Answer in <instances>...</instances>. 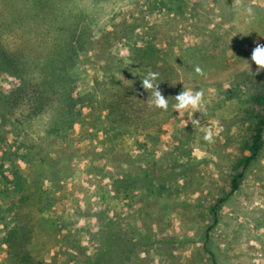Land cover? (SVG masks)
Masks as SVG:
<instances>
[{
  "label": "rangeland",
  "instance_id": "rangeland-1",
  "mask_svg": "<svg viewBox=\"0 0 264 264\" xmlns=\"http://www.w3.org/2000/svg\"><path fill=\"white\" fill-rule=\"evenodd\" d=\"M81 6L90 17H96L94 37L102 35L100 28L112 21L114 25L122 20L135 25L129 34L136 41L144 39L146 46L150 45L146 48L159 51L156 57L160 61L154 62L155 67L143 66L146 71L162 74L164 69L169 73L173 70L172 84L181 91L201 93L202 102L195 110L178 112L173 107V112L163 117L130 124L114 138L115 144L107 153L112 164L123 159L134 161L138 166L132 173L138 168L141 171L138 180L143 175L167 178L159 183L165 189L155 196L135 188L120 193L122 188H116L111 178L124 179L126 175L111 165L99 168L98 162L94 168L74 163L76 170L87 171L77 177L78 181L58 183L55 179L52 185L58 193L54 208L59 214H70L67 220L61 215L65 222L60 238L75 234V239L86 240L96 231L89 216L102 214L104 221L120 224V231L127 236L147 233V241L171 242V248L161 245V251L176 261L168 256L163 259L165 264H210L204 244L214 252L218 264H264V136L262 149L243 171L238 189L232 192L230 188L234 170L241 172L239 159L252 122L251 99L264 89V71L257 72L250 59L255 46L264 44V0H107L98 4L82 0ZM106 29L110 30V25ZM121 45V54L129 55L132 61L130 67L144 74L135 68L133 51ZM184 58L191 64L200 61L203 71L183 73L188 64ZM89 69V76H94V68ZM2 85L6 91L8 86L5 82ZM80 110L84 116L90 115L88 107ZM82 131L87 130L74 132L71 143L75 148L99 140L83 142L86 134ZM208 131L212 136L205 140ZM145 133H151L156 144L144 149V154L139 145L151 147ZM4 149L0 144V152ZM30 168L35 179L43 177V167ZM103 179L106 182L99 188ZM5 196L11 200L19 195L7 188ZM121 209L125 212L119 216L110 214ZM224 247L231 251L223 253ZM196 256L202 258L194 262ZM189 259H193L191 263Z\"/></svg>",
  "mask_w": 264,
  "mask_h": 264
},
{
  "label": "trees",
  "instance_id": "trees-1",
  "mask_svg": "<svg viewBox=\"0 0 264 264\" xmlns=\"http://www.w3.org/2000/svg\"><path fill=\"white\" fill-rule=\"evenodd\" d=\"M92 1L98 4L107 0ZM81 2L0 0V144L5 147L0 152V192L4 194L0 193V264H142L141 256L154 246L162 259L169 256L175 262L173 255L165 256L161 251V245L171 248V242L147 241V233L127 236L120 231V224L104 221L102 214L89 216L96 231L84 242L75 239V234L60 238L70 214L56 212L58 189L52 184L55 179L64 183L87 173L76 170L74 163L93 167L98 162L99 168H121L126 177L111 178L115 187L122 188L120 193L135 188L155 196L165 189L159 183L167 178L143 175L138 180L141 171L138 168L132 173L138 166L134 161L123 159L112 164L107 153L115 144L114 138L122 135V128L173 112L174 97L181 92L172 84L173 70L169 73L164 69L154 83L168 98V107L165 110L153 106L152 90H144L141 82L151 72L144 67H155L154 62L160 61L156 57L159 51L146 48L150 45L146 46L144 39L136 41L129 34L135 25L127 20L116 25L112 21L100 28L102 35L94 37L96 17H90ZM108 25L110 30L106 29ZM121 42L126 50L133 51L135 68H141L144 74L130 67L129 55L119 50ZM170 60L174 58L170 56ZM183 60L188 63L187 58ZM199 62L188 63L183 73L194 69L201 73L203 66ZM91 67L94 76H89ZM2 82L8 86L6 91ZM82 106L90 109L88 117L82 114ZM249 113V136L239 159L241 172L235 169L230 181L232 192L238 189L243 171L262 149L264 89L251 99ZM83 129L87 130L82 131L86 134L83 142L99 140H89L88 147L75 148L71 143L76 137L74 132ZM150 134L143 137L151 147L139 145L143 152L156 144ZM20 150L22 153L17 155ZM30 165L43 167V177L35 179ZM7 188L19 196L6 199ZM202 249L210 255V264H218L213 251L205 244ZM222 250L231 251L229 247Z\"/></svg>",
  "mask_w": 264,
  "mask_h": 264
},
{
  "label": "clouds",
  "instance_id": "clouds-1",
  "mask_svg": "<svg viewBox=\"0 0 264 264\" xmlns=\"http://www.w3.org/2000/svg\"><path fill=\"white\" fill-rule=\"evenodd\" d=\"M251 63L256 67L257 72L264 71V44L258 43L252 51ZM249 67L251 64L249 63ZM199 71V69H197ZM157 79L156 73H148L146 77L141 82L142 88L148 92L152 90V99L151 103L153 106L159 109H167L168 107V98L162 94L159 90V84L154 83ZM176 103L173 107L178 111H185L189 108L195 110L201 104V93H193L190 90H183L174 97ZM212 133L208 131V134L204 137L205 140H210Z\"/></svg>",
  "mask_w": 264,
  "mask_h": 264
},
{
  "label": "crops",
  "instance_id": "crops-1",
  "mask_svg": "<svg viewBox=\"0 0 264 264\" xmlns=\"http://www.w3.org/2000/svg\"><path fill=\"white\" fill-rule=\"evenodd\" d=\"M85 166V165H84ZM87 166V165H86ZM81 172H85V170L83 171V170H81ZM80 178V177H79ZM79 178H75V179H73V180H69V181H78L77 179H79ZM104 182H106L104 179L101 181V183H100V185H99V188H101V187H103V184H104ZM128 205H126V207H127ZM120 212H125L123 209H121V211H110V214H113V216H119L120 215ZM84 242V241H83ZM242 250V253H245L246 254V250H244V249H241ZM255 254V253H254ZM254 254H253V256H254ZM190 258H193V257H190ZM195 259H194V262H196V258L197 257H194ZM141 259H142V264H165L166 262H164L163 261V259H162V256H161V253L160 252H157L156 250H155V246L153 247V249H151V250H148L147 252H146V254H144V255H142L141 256ZM190 260V263L192 262L191 260H193V259H189ZM46 261L47 262H49L50 261V257L48 256L47 258H46ZM238 263H240V264H242L241 263V261H237V264Z\"/></svg>",
  "mask_w": 264,
  "mask_h": 264
}]
</instances>
